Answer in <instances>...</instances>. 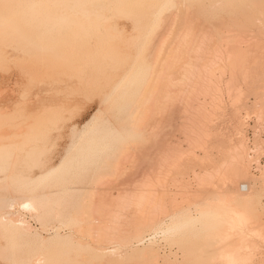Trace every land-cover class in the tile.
I'll list each match as a JSON object with an SVG mask.
<instances>
[{
	"label": "bare ground",
	"instance_id": "obj_1",
	"mask_svg": "<svg viewBox=\"0 0 264 264\" xmlns=\"http://www.w3.org/2000/svg\"><path fill=\"white\" fill-rule=\"evenodd\" d=\"M178 1L181 6L178 4L180 7L175 9L171 20L179 22L176 36L160 45L154 43L156 47L150 45V40L149 45L154 49H147L151 55L139 53L120 82L114 85L112 95L104 100L108 102L106 108L115 112V122L105 126V133L93 128L80 135L70 157L28 184L22 183L20 176L12 177V171L3 178L0 176L17 195H10L12 198L0 195V260L6 264H130L128 261L137 257L138 264H213L219 256H224L228 264H237L247 260L251 263L252 257L256 258L250 249L257 244L253 233L264 240V220L260 216L264 207L260 214L256 209L249 210L248 194L252 192L249 187L253 184L249 186L243 181L251 176L248 167L251 161L257 164L259 157L245 153L242 121L231 122L229 118L225 124L227 130L231 126L235 129L229 135H224L226 131L211 121L213 116L222 115L219 101L225 92L234 105L241 101L244 89L240 80L255 82L261 73L260 79H264V69L260 66L264 67V0ZM110 2L108 6L100 0H0V41L5 47L23 49L32 58H40L46 67L67 71L82 86L83 79L89 81L101 71L103 64L113 62L110 51L84 49L90 45L93 31H100V26L111 38L119 36L120 32L114 30L107 18V10L120 18L132 19L138 15L121 0ZM175 5L174 1L165 0L153 6L150 12L153 18L147 23L146 31L152 33L159 22L161 25L164 17L160 15L165 16L162 13L176 8ZM135 23L132 26L135 35L130 34L129 43L141 49L146 46L145 41L134 43L145 28ZM64 30L65 35L61 34ZM50 39L55 42L51 43ZM93 40V48L108 45L100 37ZM97 53L103 58L98 63ZM225 75L229 76L224 82ZM93 78L89 83L95 81ZM253 92L259 102L256 107L262 105L259 111L264 114V91ZM102 109L94 114L98 121L96 127L100 120L98 114L107 110ZM8 118L0 113V175L6 173L8 158L15 159L10 134L1 130L2 119ZM258 148L256 144L255 149ZM194 160L214 164L197 171L188 165ZM107 163L113 169L119 168L118 178L108 183L99 172ZM95 170L100 175L91 177ZM189 171L199 182L194 183L199 184L194 185L195 189L191 187L194 178H187ZM224 184L231 189L223 191V197L218 188L222 191ZM165 185H174L170 187L183 194L179 198L182 196L183 202L192 203L197 210L196 215L182 219L170 217L165 229L174 234L171 239L182 251L181 259L173 254V257L161 254L154 247V233L164 224L163 217L155 215H168L172 210L167 205L171 208L180 205L177 193L173 196L175 190H170L174 193L169 197L167 188L170 187ZM5 187L0 185V189ZM159 188L167 196H157ZM218 195L223 199L216 198L209 210L207 203ZM16 201L21 210L33 212L43 229L50 222L78 229L87 225L89 232L83 231L79 236L88 235L94 242L82 243L83 236L78 237L81 242L75 237L78 242L74 244L70 236L57 233L36 242L26 240L32 230L29 223L7 211ZM147 206L151 209L149 213ZM67 207L72 210L65 211ZM84 207L90 211L96 208V216L85 218ZM133 207L139 216L131 211L138 218L132 216L133 224L126 225L127 228L124 223L130 222L129 211ZM90 223H96L95 227ZM192 228L198 230L194 234L184 232ZM54 238L58 241L53 245L49 241ZM144 241H148L147 245ZM122 245L124 251L120 250ZM134 260L133 264H137Z\"/></svg>",
	"mask_w": 264,
	"mask_h": 264
},
{
	"label": "rangeland",
	"instance_id": "obj_2",
	"mask_svg": "<svg viewBox=\"0 0 264 264\" xmlns=\"http://www.w3.org/2000/svg\"><path fill=\"white\" fill-rule=\"evenodd\" d=\"M121 1L124 4H126V8L133 10L134 12H137L138 15L133 17L132 19L131 18L129 19V17H125L127 19L123 17L120 18L118 16L117 18L115 15H114L115 17L113 16V13L111 11L107 10L106 13L107 18L111 25L113 23L114 30L116 28L120 32L119 36L114 37V39L113 37L111 38L108 33H104L106 31L101 29L103 27L100 26L99 29L100 31H97L96 29L93 31L92 37L89 39L90 45L84 48V49L89 48L88 50H98V52L100 50H107L110 51L111 54H113V62L111 61L113 65L111 63H110L111 65L103 64L101 71L97 72L94 78L92 77L96 82L91 81V83H89V81L92 80L91 78L89 81H87L88 82L87 83L86 82L87 78L85 77L86 80L83 79L84 84L82 86H79L76 84L77 82L75 79L70 78L69 73L67 71L64 70L60 71L58 69H51L49 67H46V65L43 63V61L40 58H38L37 60L32 58L28 54H25L23 52V49H19V48L13 49L11 47H5L4 44L1 43L0 41V113L5 114L9 117L8 118L9 120L4 119L5 122L2 119L3 125L1 127V130L6 131L10 134L9 142L12 145L11 151L12 154L14 153L15 156V159L11 157L8 158V160L6 161L5 166L8 168V170L6 168V173L0 175L2 178L4 176H7V174H9L8 172L12 171L11 174L12 177L20 176L21 177L20 181L22 183L28 184L31 181H33L37 176L41 175L42 173H44L49 169L56 168L58 165H60L63 162L65 158L67 159L68 157H70L71 154L76 150L75 142L79 140L80 135L90 131L93 128H99L102 129L103 131L105 126L110 125L112 123L114 124L115 122V112L113 111L114 109L111 110V108L109 107L106 108L108 102L105 103L104 101L114 92V85L120 82L126 71L129 69L132 61L133 60L136 61V58L137 56H139V53L140 54L147 53L146 56L149 57L152 53L150 52L149 49H151L152 51L154 49V47L153 46L151 47L150 45L153 44L155 46L156 43L160 45L162 42L164 41L168 42L172 40L173 37L176 36L179 22L178 20L171 22V20L174 19V13H176L175 11L177 10V8L181 6L178 0L176 2L175 0H172L178 7L175 5L176 8L166 12L164 11L162 13L163 15L165 14V16L160 15V18L164 17V19L162 20L164 22H162L161 25H160L161 22H159L158 23L159 25L156 26V29L151 31L152 33L146 31L148 24H150V21L153 18V15L150 12L154 9L153 6L163 3L165 0H121ZM100 3L102 4L107 3V5L109 6L111 2L110 0H106V1L100 0ZM109 17L111 18V20ZM134 23L135 25L143 24L145 28L142 32L139 33V36L136 42L134 43L137 44V42L145 41L146 46H142L141 49H139L135 45L131 46L132 44L130 45L129 43L131 41L130 34L132 33V36L135 35L134 34L135 31H132L133 28L132 26H134ZM61 34L65 35L66 30H64ZM97 37L98 38L100 37V39L103 40L104 42L106 40L108 45L106 47L94 46L96 49L93 48V41H95L93 39ZM50 40H52L50 41L51 43L55 42L53 39ZM95 56L97 57L96 60H98L97 63L99 61H103V58L101 59V57H99V53H97V55ZM260 66H262V68L264 69L263 64H260ZM226 76L227 75L224 76L223 81L226 80L225 79ZM260 77H263L262 73L261 76L259 75V80L255 82H250V80L249 82L247 80L239 81L241 88L244 89L243 90L244 93H243V97L241 96L242 99L238 103V105H234L232 103L231 97L225 92L224 96L219 101L220 106L222 107V111L220 112L222 115L220 117L213 116L212 117L213 120L211 121L213 125H215L220 129L223 128L224 131H226L224 135H229L230 130L231 131L235 130L233 126H231V128L227 130L225 124L228 123V121H230L229 118L231 119V122L233 121V119L236 121L239 119L240 121L243 122L242 125L244 127L243 128L244 142L246 149L248 150V151L245 150L246 151L245 153H247V156L251 154V157L252 156L259 157L257 164H255L256 161H251V163L249 162L251 164L250 166H248L250 167L249 174L251 172L250 174L251 176H249L250 178L248 180H244L243 183H248V185L253 184L252 186L255 187L253 188L252 186L249 185L250 186L249 188L252 192H249L248 194L250 199L248 208L249 210L256 209L259 214L261 213L262 210L264 211L263 208L264 207V114H261L259 111V108H261L262 105L256 107V104H259V102L257 103V99L255 95H253L254 93L253 91L254 90H256L257 92L260 91V93L264 91V79L261 78L262 79L261 80ZM223 81L222 83L225 82ZM93 83L94 85H92ZM253 87L256 89H254ZM144 91L147 92L146 87ZM100 107L101 109L103 107L102 110L107 109L104 110L105 112L107 111L106 112L107 116L106 117L103 116V114L105 113L103 111L101 112L102 115L101 113L98 114L100 120H99V126L96 127V122L98 123V121H96V118H94V114L96 113V111L101 110ZM259 113L261 114V116L259 115ZM8 123L10 126L8 125ZM29 128L31 129L30 132L28 133ZM102 133L105 132L103 131ZM256 144L259 145L260 147L258 148L259 150L255 149ZM16 147L18 148L16 149ZM196 150H197V154L201 155L200 149L196 148ZM187 157L188 155L185 156L186 159ZM213 164L214 162H208L205 160H201V161L194 160L192 161V163L188 162V165H190L193 169L197 171H201L206 168H211ZM10 166L13 167L10 168ZM105 166L106 165H104V167L102 166V169H100V171L95 170L96 172L94 171L91 177H93V175L98 176L96 173L99 174V172H102L100 174L102 175V180L104 182L108 183L109 181L112 182L113 180H116V178H118L119 176V171H118L119 168L117 170L113 169L111 163L106 166V169ZM9 169L11 170L9 171ZM252 176L256 177V179L253 177L255 181L252 178ZM187 178H189L190 180L191 178H194L192 171L188 172ZM196 181L195 178L192 180V182L190 181L191 187L193 189H195L194 185L197 186L199 185L197 184L199 183L198 181L196 184H194ZM253 181L255 182V184ZM6 182L2 179L0 180V185L6 186L5 188L0 189V195H7L9 197L17 196L16 193L12 191V186L9 185L8 182L7 183ZM168 183L170 184V182ZM168 183L166 184L168 185ZM165 186L164 187L161 186V187L166 189L167 187H170L172 185L167 186L166 188ZM172 187L167 188L169 190L168 195L170 197L171 193H174V192H170V190L171 191L175 190L173 196L177 193L176 197L179 199L177 203L178 205L180 204L179 206H182L183 209L182 208L180 209L179 206H175L174 208L172 206L173 208L172 209L171 206L169 207V205H167L170 208L169 209L167 207V209L169 211L172 210L171 213L173 214L169 212L168 215L165 213L159 214V216L158 214L156 215L154 214L158 218L163 217L161 219L163 220L164 224H162V226L159 229H157V231L154 233L155 235L153 233L151 234L155 236L153 239L155 244L154 247L156 246L155 248H159V252L161 254H165V253H167L168 255L171 254L170 255L171 257H173L172 256L173 254L178 259H181L182 251L177 247L176 243H174L171 239L172 237L174 238V234L171 231H165V229L170 224V220H169L170 217L182 219L185 218L186 216L196 215L197 210L193 205H191L192 203L188 204L187 201L183 202L182 200L183 194H178L180 193V191H176V189ZM160 188L159 190L156 191L157 196L158 195L160 197L165 196L166 193L164 194L162 193L165 192V190L163 189L164 190L163 191L161 189L162 190L161 192ZM223 188H225V190ZM227 188L228 190H230L231 186L226 184L222 185V189H221L222 191H220L219 190L220 188H218V191L221 192L220 193L221 196L224 197L222 192L226 191ZM252 188L255 194L253 193ZM161 193L163 195H161ZM178 195L179 196L182 195L180 197L182 200L181 202L182 205L180 203L181 200ZM221 196L218 195L216 197L213 196V198L211 197V201L207 203V208L209 210H212L211 208L215 205L214 203L216 201V198L218 200L220 199ZM167 200H169V198H167ZM16 203L18 204V206ZM16 203L13 206V208H11L12 211L11 209H8L7 211H9L13 215L15 214L16 217H20L26 220V223H29L28 224L30 225L29 228L30 229L32 228V230H29V232L27 233V236L25 238L26 240H29L31 242H36L42 238H47L57 233L60 236L62 235L70 236V239L74 244H76L78 241L81 242L80 241L81 239L79 238L81 237L83 238V236L85 238V241L83 240L84 239L83 238L82 243L87 244L90 241L89 244H91V242L92 243L94 242L90 236L84 235L85 233L89 232L88 229H86L88 227L87 225H86L87 227L83 225L82 227H80V229H78L79 227L70 228L68 226L66 227L64 225H60L58 224V222H50L48 225L45 226V229H43L42 226L39 224L40 221L36 218L33 212L30 211V213L28 214L27 212L28 210L25 211L21 210L20 209L21 206H19L20 204L17 201ZM147 203L149 204V202ZM211 204L213 205L211 206ZM147 207H148L147 212L149 213L151 209L149 210V206ZM261 207L263 208L262 210ZM130 209L131 210L129 212L134 211L135 215L139 216L137 210L134 207ZM70 210L68 207L65 209V211H70ZM83 210L85 211L84 214L85 218L96 216L95 214H97L98 212L96 208H93V210L90 211L89 208L84 207ZM174 210L177 213H175ZM185 211L189 213H186ZM263 211L262 213L264 214ZM132 212H131L132 215L129 214V216L131 215L130 219L132 218V216L133 218L134 217L138 218V216H135L134 213ZM140 213L143 212L141 211ZM148 213L147 215H149ZM262 213L260 214V216L264 220V215L262 216ZM141 217L143 218V216ZM132 220L133 219H131L130 222H125L124 226L127 225L128 227H131L133 224ZM90 224L92 227H95L96 225V223H94V225L93 223ZM198 227L199 228L203 227V225H198ZM75 229L77 230L75 231ZM196 229L197 228H192V230H188L184 232L185 233L190 232L191 234H194L196 232L195 231ZM65 232L67 234H65ZM82 232L84 233L83 236L82 235L79 236ZM75 237L76 238L79 237L78 241L75 239ZM253 239L257 243L256 244L257 246L255 245V247L251 248L250 251L255 252L253 253V256L254 254L257 255L256 256L257 262H256V258L252 257L253 260L251 259L252 260L251 263L248 262L250 260H247L245 261L246 263L242 261L243 263H237V264H248V263L263 264L260 261L264 262V258H263L264 255H262L264 253V240L261 237L255 235L254 233H253ZM59 240H61L60 242H62L64 239L61 238ZM57 241L58 239L54 238L50 240L49 243L54 245L55 243H57ZM147 242L148 241H144L143 244L147 245ZM135 244L133 243V245ZM123 248H125V246L122 245L120 250L124 251L125 249ZM258 257L259 258L262 257V260L261 258L259 259ZM136 258L135 260L137 263L139 262L138 260L139 258L137 259ZM132 260H130V262L128 261V263L131 264L132 262L133 264ZM142 260L140 259V261ZM0 264H6V262L0 260ZM213 264H228V261L225 259L224 256L222 257L219 256L215 260V263Z\"/></svg>",
	"mask_w": 264,
	"mask_h": 264
}]
</instances>
